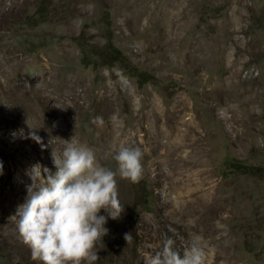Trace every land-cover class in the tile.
Here are the masks:
<instances>
[{
	"label": "rangeland",
	"instance_id": "obj_1",
	"mask_svg": "<svg viewBox=\"0 0 264 264\" xmlns=\"http://www.w3.org/2000/svg\"><path fill=\"white\" fill-rule=\"evenodd\" d=\"M73 137L113 169L121 145L144 153L140 182L117 177L125 211L97 264H146L166 237L182 254L195 236L208 264H264V0H0V264H40L14 216L26 172L55 173Z\"/></svg>",
	"mask_w": 264,
	"mask_h": 264
},
{
	"label": "clouds",
	"instance_id": "obj_2",
	"mask_svg": "<svg viewBox=\"0 0 264 264\" xmlns=\"http://www.w3.org/2000/svg\"><path fill=\"white\" fill-rule=\"evenodd\" d=\"M93 123L102 126L103 117H94ZM29 138L44 149L35 131ZM63 144L60 153L52 151L55 173L39 163L26 172L31 184L25 202L17 207L16 228L33 261L97 264L98 249L109 232L105 227L108 219L117 220L125 211L117 177L133 184L140 182L144 153L140 147L121 145L112 155L116 164L113 169L101 164L97 153L74 137ZM101 211L107 215H101ZM124 239L130 242L131 233ZM208 257L209 249L199 236L182 254L175 239L166 237L161 248L147 256L146 264H208Z\"/></svg>",
	"mask_w": 264,
	"mask_h": 264
},
{
	"label": "trees",
	"instance_id": "obj_3",
	"mask_svg": "<svg viewBox=\"0 0 264 264\" xmlns=\"http://www.w3.org/2000/svg\"><path fill=\"white\" fill-rule=\"evenodd\" d=\"M100 53L106 59L123 61V57H122L120 51L114 45H112L110 42L106 43L105 45H103L100 48ZM152 79H153V77L146 72L136 73V80L140 83L143 81H150ZM229 161L231 162L230 163L231 168L234 170V172H237L240 174L256 173V172H260L263 170L260 167L241 164V163H238L237 161H234V160H229Z\"/></svg>",
	"mask_w": 264,
	"mask_h": 264
},
{
	"label": "bare ground",
	"instance_id": "obj_4",
	"mask_svg": "<svg viewBox=\"0 0 264 264\" xmlns=\"http://www.w3.org/2000/svg\"><path fill=\"white\" fill-rule=\"evenodd\" d=\"M199 208L201 211L210 213V211L213 209V205L211 203H204V204L200 205Z\"/></svg>",
	"mask_w": 264,
	"mask_h": 264
}]
</instances>
